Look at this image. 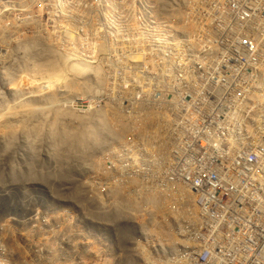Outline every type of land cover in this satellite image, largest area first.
<instances>
[{"label": "rangeland", "instance_id": "obj_1", "mask_svg": "<svg viewBox=\"0 0 264 264\" xmlns=\"http://www.w3.org/2000/svg\"><path fill=\"white\" fill-rule=\"evenodd\" d=\"M170 6V0H0V251L8 264H65L61 249L70 251L72 264H111L97 240L88 246L93 259H78V247L59 241L109 237L111 223L128 221L127 208L118 217L102 214L129 199L130 173L141 168L144 65L158 61L148 51L185 44L194 31L200 58L209 41V23L191 0L178 11ZM32 46L47 52L33 54ZM201 72L200 65L187 68L190 77ZM234 79L221 95L227 114L257 88L250 68ZM239 127L247 141L264 139V120L253 111ZM47 199L52 212H45Z\"/></svg>", "mask_w": 264, "mask_h": 264}, {"label": "built area", "instance_id": "obj_2", "mask_svg": "<svg viewBox=\"0 0 264 264\" xmlns=\"http://www.w3.org/2000/svg\"><path fill=\"white\" fill-rule=\"evenodd\" d=\"M170 1L178 11L187 0ZM191 4L209 23L206 50L196 56L202 48L191 42L194 31L185 44L159 46L158 55L149 49L148 58L158 61L144 65L141 168L128 181L137 182L128 184L135 204L127 208L118 246L117 223H111L109 237L61 239L78 247V259L95 258L88 246L97 240L111 264H121L128 253L135 264H264V139L247 141L239 127L250 111L264 120V0ZM192 64L202 72L190 77ZM246 68L253 70L255 93L237 98L227 114L221 95ZM210 78L216 80L213 87ZM109 212L118 217L122 210ZM57 256L72 264L68 249ZM9 260L0 251V264Z\"/></svg>", "mask_w": 264, "mask_h": 264}, {"label": "bare ground", "instance_id": "obj_3", "mask_svg": "<svg viewBox=\"0 0 264 264\" xmlns=\"http://www.w3.org/2000/svg\"><path fill=\"white\" fill-rule=\"evenodd\" d=\"M169 1V0H168ZM183 3H186L185 1H183ZM179 33H184L183 31H179ZM35 47V46H34ZM34 47L32 46V48L34 49ZM39 46H37V48H38ZM41 48L42 47H40L39 49L41 50ZM44 48L45 47H43L42 49H43V51H46V49L47 48H45V50H44ZM35 49H36V47H35ZM38 49V50H39ZM32 49H30V51H31ZM37 49L34 51V50H32L31 52L33 53V54H36L37 55V53H34V52H36V51H38ZM42 51V52H43ZM39 52H41V51H39ZM38 52V53H39ZM47 52V51H46ZM49 52V51H48ZM58 52V51H57ZM28 53H29V51H28ZM32 53H30V54H32ZM46 54V53H45ZM49 55V54H48ZM56 56H57V54H55ZM63 55V54H62ZM67 55V54H66ZM52 56V55H51ZM49 58V57H48ZM47 58V59H48ZM46 59V60H47ZM50 59V58H49ZM53 59H55V58H53ZM50 60H52V58L50 59ZM49 61V60H48ZM47 61V62H48ZM53 61V60H52ZM51 61V62H52ZM55 61V63H56V61H57V59L56 60H54ZM69 61V60H68ZM59 63V62H58ZM54 64V63H53ZM24 65V64H23ZM51 65V64H50ZM76 65V64H75ZM26 66V65H25ZM68 67V66H67ZM79 68V67H78ZM67 69V68H66ZM76 70V69H75ZM89 71H91V70H89ZM57 72V71H56ZM68 72V71H67ZM66 72V73H67ZM77 72V71H76ZM95 72H96V70H95ZM94 72V73H95ZM71 73V72H70ZM94 73H92L93 75H94ZM75 74V73H74ZM73 74V75H74ZM79 74V73H78ZM78 74H76L75 76H77ZM80 76V75H79ZM96 76V75H95ZM72 77V76H71ZM70 77V78H71ZM75 78H78V77H75ZM83 79H85V78H83ZM82 79V80H83ZM73 80V79H72ZM76 81H77V79H75ZM79 82V81H78ZM83 82V81H82ZM7 83V82H6ZM67 83V82H66ZM72 84H73V82H71ZM71 83H69V89H70V86H72V88H71V90L74 88L73 86H75V85H70ZM75 84V83H74ZM77 84V83H76ZM90 84V83H89ZM87 85V84H86ZM79 86V85H78ZM83 86V85H82ZM65 87V86H64ZM84 87V86H83ZM86 87V86H85ZM92 87H93V85H92ZM92 87H91V89H92ZM94 88V87H93ZM76 90V89H75ZM58 111H60V110H55V113L57 112V113H59ZM52 112H54V111H52ZM56 113V114H57ZM104 124V123H103ZM99 126V125H98ZM98 126H97V129H98ZM102 126V125H101ZM119 126L120 127H122V124L120 123V121H119ZM96 130V129H95ZM92 131H94L93 129H92ZM112 132L113 133H118V132H116V130L115 129H112ZM9 133H11V132H9ZM93 133V132H92ZM93 135H94V133H93ZM66 137V136H65ZM68 137V136H67ZM66 138H64V140H65ZM68 140V139H67ZM71 142V141H70ZM67 151V150H66ZM69 163H70V161H68ZM67 166H68V163H67ZM128 184L129 185H131V186H135L136 184H137V182H136V180H131L130 182H128ZM92 194V193H91ZM93 196H94V194H93ZM103 196V195H102ZM106 196V195H105ZM100 197V196H99ZM93 198V197H92ZM106 199V198H105ZM107 200V199H106ZM109 202H110V200H108ZM99 202V201H98ZM107 202V201H106ZM107 204H109L108 202H107ZM134 204H135V199H127V201L125 202V205H123L121 202L119 203V207L117 206V209L118 210H123V208H133V206H134ZM97 206V205H96ZM105 207V206H104ZM98 209V208H97ZM102 212V211H101ZM84 213V212H83ZM99 214H102V213H99ZM95 215V214H94ZM104 217H106V218H111V216H113L112 214H110V213H106V214H102ZM102 221H107L108 222V220H102L101 219V222ZM110 221V220H109ZM69 222V221H68ZM105 223L106 222H104V225H105ZM109 223V222H108ZM99 224V223H98ZM102 225H103V223H102ZM103 225V226H104ZM107 225V224H106ZM120 225L122 226V227H124V225L122 224V223H120ZM121 226H120V228H121ZM72 227V226H71ZM133 229H134V226H133ZM57 231V230H56ZM119 231H120V229L117 231V233H119ZM71 233V232H70ZM60 234V233H59ZM68 234H69V232H68ZM50 238V237H49ZM114 238H115V240H116V243H117V246H118V235L116 234L115 236H114ZM56 240V239H55ZM49 242V241H48ZM47 244V243H46ZM48 245V244H47ZM55 245V244H54ZM95 248V247H94ZM92 251V250H91ZM90 257L92 256L91 254L89 255ZM40 257V256H39ZM38 257V258H39ZM131 257V254H129L128 253V256H127V258H122L121 259V264H135V262H133V261H131L129 258ZM43 258V257H42ZM40 259V258H39ZM35 260V259H34Z\"/></svg>", "mask_w": 264, "mask_h": 264}]
</instances>
